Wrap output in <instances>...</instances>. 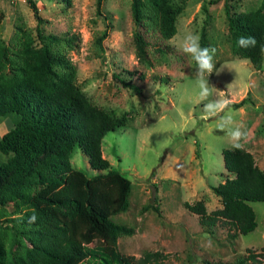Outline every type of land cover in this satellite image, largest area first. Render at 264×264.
<instances>
[{"label": "rangeland", "instance_id": "obj_1", "mask_svg": "<svg viewBox=\"0 0 264 264\" xmlns=\"http://www.w3.org/2000/svg\"><path fill=\"white\" fill-rule=\"evenodd\" d=\"M34 1L44 33L76 36L74 47L65 51L84 96L124 119L125 125L108 132L102 141L103 156L132 183L129 207L112 216L133 229L132 234L118 237L119 251L137 261L146 252L162 255L147 264H237L242 258V264H264V202H250L257 227L234 237L230 234L236 233L235 228L220 220L207 232L185 207L198 200L204 201L209 214L221 207L211 187L229 176L222 149L232 147L217 128V118H205L203 105L208 101L198 99L196 64L180 49L188 32L205 34L206 47L216 49L208 81L217 91L208 99L230 101L228 109L236 124L249 131L244 149L264 171V49L259 67L234 55L226 16L227 7L236 13L259 7L264 11V0H177L182 5L177 30L167 40L146 26H135L132 0H103L100 15L97 0ZM135 28L147 41L150 65L136 56ZM104 29L108 34L100 40ZM27 37L34 48L41 46L27 0H0L1 64L7 76L22 66ZM158 46L163 52L156 51ZM245 97L249 101L244 105H232ZM15 120L14 114L0 118V137ZM6 159L0 153V164ZM70 162L86 175L94 174L78 146ZM11 180L12 175L0 172V188ZM4 208L1 228L15 234L17 217L26 209H16L12 203ZM249 252L258 254L254 263L245 260Z\"/></svg>", "mask_w": 264, "mask_h": 264}, {"label": "trees", "instance_id": "obj_2", "mask_svg": "<svg viewBox=\"0 0 264 264\" xmlns=\"http://www.w3.org/2000/svg\"><path fill=\"white\" fill-rule=\"evenodd\" d=\"M27 2L37 21L41 46L34 48L27 37L22 66L7 76L0 45V118L16 116L14 125L0 137V153L7 156L0 172L12 175V180L0 188V218L9 203L16 209H26L17 217L15 234L0 225V264H147L158 260L162 256L159 252H146L137 261L118 249V237L132 234L133 229L113 221L112 216L129 207L132 183L103 156L102 141L108 132L124 126V119L84 96L76 83V67L65 51L74 47L76 36L44 33L36 2ZM102 2H96L99 15ZM181 9L177 0L131 3L135 26H146L162 40L175 35ZM226 16L233 54L259 67L264 49L263 8L236 13L227 7ZM107 34L104 29L99 39ZM240 36L254 37L255 46L238 47ZM200 43L206 47L203 33ZM134 44L138 60L150 65L147 41L136 28ZM247 101L245 97L232 105L240 107ZM75 146L87 158L93 175L72 167L70 155ZM222 156L229 176L211 187L221 207L210 214L203 200L186 202L185 207L198 216L207 232L220 220L235 228L231 237L247 234L257 227L250 202H264V171L246 149L224 148ZM32 215L37 219L29 223ZM257 255L249 252L245 260L254 263ZM242 263L243 258L237 264Z\"/></svg>", "mask_w": 264, "mask_h": 264}, {"label": "clouds", "instance_id": "obj_3", "mask_svg": "<svg viewBox=\"0 0 264 264\" xmlns=\"http://www.w3.org/2000/svg\"><path fill=\"white\" fill-rule=\"evenodd\" d=\"M240 48L253 47L256 40L251 36H240L237 41ZM181 51L188 55L196 64L195 85L198 89L197 95L200 101L207 100L203 105L205 118H217L216 126L219 130L224 131L231 147L236 150H243L249 140V131L244 129L243 125H237L234 115L228 105L229 100H220L208 98L213 96L214 87L210 86L208 77L213 73L215 64L213 63L216 54L215 48L202 47L200 37L197 33L188 32L181 38ZM228 109V110H226ZM243 111V109H241ZM36 216L32 215L29 223L36 221Z\"/></svg>", "mask_w": 264, "mask_h": 264}]
</instances>
